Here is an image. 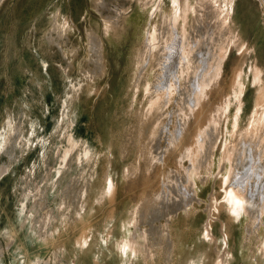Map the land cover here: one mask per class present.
<instances>
[{"label":"rangeland","instance_id":"1","mask_svg":"<svg viewBox=\"0 0 264 264\" xmlns=\"http://www.w3.org/2000/svg\"><path fill=\"white\" fill-rule=\"evenodd\" d=\"M187 2L189 21L208 11L218 53L200 93L205 114H192L190 123L229 108L220 116L213 150L206 145L202 168L190 172L195 194L184 207L176 193L169 194L175 201L154 199L162 177L174 184L190 167L186 159L179 166L177 153L167 154L164 166L155 163L161 144L153 141L156 122L147 103L152 94L144 93L155 73L149 69L134 80L147 20L159 26L172 0H0V264H23V257L28 263L38 258V264H189L190 258L182 263L187 254L180 243L192 248L204 222L218 236L211 264L228 263L219 221L234 248L241 237L235 213L223 202L232 161L221 159L224 147L250 130L260 92L264 101V40L253 50L246 45L250 38L240 40L231 26L235 11L250 37L256 13L249 0ZM113 18L123 25L104 33ZM54 19L66 29L57 33ZM90 34L97 36L99 53ZM236 69L243 95L235 133ZM255 69L261 70L257 84ZM190 108L179 104L178 112L185 117ZM210 201L218 207L214 222L207 213ZM46 236L48 244L41 239ZM206 243L201 239L199 245ZM258 256L252 248L253 263L259 264Z\"/></svg>","mask_w":264,"mask_h":264},{"label":"bare ground","instance_id":"2","mask_svg":"<svg viewBox=\"0 0 264 264\" xmlns=\"http://www.w3.org/2000/svg\"><path fill=\"white\" fill-rule=\"evenodd\" d=\"M259 2L263 6V0H259ZM188 5L187 0H172L170 13L168 14L163 10L160 13L162 20L159 26H156L157 23L152 25V22L147 20V28L146 30L144 29L140 55L137 57L134 73V80L140 79L141 76L145 77L149 69L155 73L153 81L147 84L144 92L152 94L151 98L148 96L149 101L147 103L152 122H156V127L152 130V135H154L153 141L155 144H161L159 146L161 150L157 154V157H155V163L159 167L164 166L166 164V155L177 153V156H179V166H183L186 159L189 162L188 167H190L189 170H187L188 168L185 169L184 179H177L174 176L176 178L174 184L173 182L169 183L167 180L168 176L164 179L160 175L163 179L159 180L160 184L154 199L165 202L175 201L169 194L176 193L177 201L184 207L194 198L195 194L190 172L198 171V166H200L199 160H202L200 159V153L204 151L205 146L208 145V148L212 149L220 125V116L221 114L225 115L229 108V104H226L222 111H213L212 115L206 116L205 119L201 116H196L193 122L190 123L189 118L192 114L198 111L201 112V115L205 114L203 111L204 102L200 93L204 86L203 80L206 81L208 79L211 69H213V72L216 70L215 62L218 53L216 54L212 50L213 41L211 39L214 38V35L210 31L213 27V22L209 19L208 11H202L197 20L189 21L186 14ZM172 12L174 13L171 16ZM120 13L123 16L122 12H118L117 17L120 16ZM122 16L120 18L124 19ZM120 18H117L118 20L113 18V21H110V19L108 22H111L109 25H112L109 29L108 22H106L103 28L104 33H108L114 24H116L114 26H122L123 23L120 21ZM53 23L57 33H59L58 31H60L61 27L62 31L66 29L65 22L60 26L56 19H54ZM96 37L92 34L89 35L90 46H94L96 48L95 52L99 53L100 48H97L98 40ZM237 70H235L232 79V83L237 87L235 92H233L236 109L231 117L232 128L235 133L238 130V116L243 95V89L237 77ZM260 71L256 69L254 71L255 74L252 80L254 84L261 82ZM136 87L138 86L136 85ZM262 94V92L258 94L254 111L250 116V130L240 132L238 143L230 142L231 144H229L228 142L229 145L224 147L221 159L223 160L225 157H228L232 161L224 180L223 191L225 195L223 202L229 203L227 204L228 209H231L236 216L246 214L251 216V220L255 215H250V213L257 211L259 207L260 209L257 211L256 217L261 214L264 215V136L260 133L264 125V101ZM179 104L180 106L187 104L195 107V109H188L189 113L183 117L178 112ZM254 113L255 115L253 116ZM162 143H164L163 149ZM209 159H211L210 156ZM239 163L241 167H237ZM200 167L202 168V166ZM173 187H175V191ZM210 197L212 198V195ZM213 209L218 211L217 204L210 201L207 212L208 216L210 215V220H213L214 217ZM43 218L46 222L48 221L46 212ZM254 219L257 220V218ZM256 220L254 222L252 220L250 223L252 228L250 234L252 235L254 231L253 227L256 229L259 224V219L258 221ZM32 224L30 227L31 231H33ZM254 224L255 226H253ZM261 225L263 226V230L260 232L262 237L258 239L256 246L260 261L261 259L264 260V221H262ZM202 233L201 238L199 237L200 240H207L208 243L215 241L211 228L208 226L203 227ZM50 237L52 238V236ZM41 239L44 244H48L47 236ZM84 239L85 237L76 242L80 243ZM226 239L227 236L223 235L222 241L226 242ZM226 254L229 262V252H226ZM1 257L2 254L0 255V259ZM193 258L195 257H190L189 264H196L197 258ZM22 261L23 264H38L40 259L37 258L36 261L28 263L26 257H23ZM197 262L201 263L199 260ZM46 263L45 261L44 264Z\"/></svg>","mask_w":264,"mask_h":264},{"label":"crops","instance_id":"3","mask_svg":"<svg viewBox=\"0 0 264 264\" xmlns=\"http://www.w3.org/2000/svg\"><path fill=\"white\" fill-rule=\"evenodd\" d=\"M263 6H264V0H263ZM262 6V4H260L259 0H249L248 3V9L250 10V12L253 11V14L256 13V15H253V18L256 19V23H253V21L251 22L250 26L248 27L249 30V35L250 37L245 34V28L243 26V22H242V18L238 19V13H236L235 11H233V13L231 14V26L234 30V33L237 34L240 38V40L245 42V37L250 38L248 39V43L246 44L247 46L249 45L250 47H252V49L254 50L256 42L257 41H262L264 40V7ZM245 16V15H244ZM244 18V17H243ZM258 31V33H257ZM259 35H257V34ZM245 35V37H244ZM257 36V37H256ZM262 36V37H261ZM251 37L253 38H257L258 40L254 41L251 39ZM248 46V47H249ZM251 50V49H250ZM235 217V219H233V224L237 225L239 230H238V234L241 237V241L240 243L236 245V248H234L233 244H230V238L228 239L227 237V243L225 245V247L223 249L228 248V252H229V262L227 264H256L252 262V258L250 257L251 254V249L255 248L257 246V242L258 239H260V237H262V235H260V232H262L263 230V226L260 224L261 222H259L261 220V217H255L257 218L254 219V217L252 218L253 222L256 220L258 221V227L253 231V236H252V241L248 240L247 237L248 235H250L249 231H251V216L248 215H241V217L239 216H233ZM214 219H216L215 217H213V221ZM208 221V220H207ZM219 237H223V235H226L225 229H226V225L224 222L219 221ZM255 225V224H254ZM250 226V227H249ZM203 227H205V222L203 224ZM202 227L200 229V232L198 233V237L197 240L198 241H194L193 247H189L188 245H185V243H180L182 245V249L184 250L183 252H185L187 254V256L185 255V257L183 256V260L182 263L185 261V259L190 258V257H195L197 258L196 260L201 261L202 264H211L214 258V254H215V246L217 243H206L207 245H199L201 243V240L199 239V237L201 238V231H202ZM257 230V231H256ZM211 233L212 235L216 238V240H218V236L216 234H214L213 232V227L211 226ZM255 233V234H254ZM219 244V241H218ZM179 250V248H177ZM181 249V250H182ZM219 250H221L218 247ZM222 249V250H223ZM180 250V251H181ZM258 254V253H257ZM193 258V259H195ZM264 260L261 259V261L259 262V264H263Z\"/></svg>","mask_w":264,"mask_h":264}]
</instances>
